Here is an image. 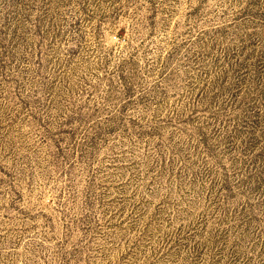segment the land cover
<instances>
[{"label": "rangeland", "instance_id": "obj_1", "mask_svg": "<svg viewBox=\"0 0 264 264\" xmlns=\"http://www.w3.org/2000/svg\"><path fill=\"white\" fill-rule=\"evenodd\" d=\"M0 264H264V0H0Z\"/></svg>", "mask_w": 264, "mask_h": 264}]
</instances>
